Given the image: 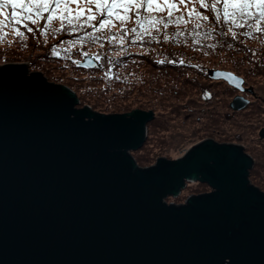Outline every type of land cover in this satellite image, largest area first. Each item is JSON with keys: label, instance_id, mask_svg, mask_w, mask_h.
<instances>
[{"label": "water", "instance_id": "95a60500", "mask_svg": "<svg viewBox=\"0 0 264 264\" xmlns=\"http://www.w3.org/2000/svg\"><path fill=\"white\" fill-rule=\"evenodd\" d=\"M207 74L241 92L233 110L255 95L232 70ZM80 103L42 71L0 65V264H264V192L243 145L206 138L143 167L132 151L155 112ZM191 180L212 190L167 201Z\"/></svg>", "mask_w": 264, "mask_h": 264}, {"label": "rangeland", "instance_id": "374dc122", "mask_svg": "<svg viewBox=\"0 0 264 264\" xmlns=\"http://www.w3.org/2000/svg\"><path fill=\"white\" fill-rule=\"evenodd\" d=\"M30 26L35 32L37 26ZM28 35L27 47L19 41L12 46L0 44V65L24 63L31 70L42 71L49 81L69 85L78 95L79 107L89 105L104 113L127 112L137 107L156 111L157 117L148 125V140L132 151L140 166H150L160 156L178 158L194 144L212 137L219 142L244 145L255 159L250 180L264 188V138L260 137L264 128V37L258 40L238 37L236 41L229 38L234 48L217 47L214 52L207 48L198 51L200 46L197 45L188 47L174 43L146 44L143 48L131 46L128 54L116 58L120 61L117 65L108 63L107 56L114 52L115 46L106 41L103 49L99 44L87 42L56 56L55 50L66 47L63 40L76 37L50 35L45 40L39 32ZM240 39L245 43H239ZM83 52L93 55L101 66L82 67L74 63L83 58ZM253 52L257 55L253 56ZM165 57L184 59L186 63L177 62L174 64L177 68L173 69L169 63L156 62ZM213 67L236 72L245 78L246 86L254 88L255 95L244 93L251 100L247 107L235 111L230 107V101L241 92L226 81L210 78L207 69ZM109 69L113 74L110 80L104 75ZM117 74L120 80L115 79ZM205 93H211V97ZM147 155L151 162L139 160ZM205 189L210 190V187L191 182L178 196H169L167 201H186L192 193Z\"/></svg>", "mask_w": 264, "mask_h": 264}, {"label": "snow or ice", "instance_id": "6c2138e0", "mask_svg": "<svg viewBox=\"0 0 264 264\" xmlns=\"http://www.w3.org/2000/svg\"><path fill=\"white\" fill-rule=\"evenodd\" d=\"M8 8L11 15L5 16ZM0 17V44L12 46L19 41L27 47L28 34L39 32L45 40L50 35L67 34L76 38L63 40L66 47L55 50L54 55L87 42L103 49L106 41L115 46L107 56L108 63L117 65L120 61L116 58L128 54L131 46L174 43L214 52L217 47L234 48L229 38L236 41L238 37H264V0H0ZM30 25L37 26L35 32ZM211 40L216 42L206 43ZM239 43L245 41L240 39ZM156 62L186 63L184 59L168 57ZM104 75L109 80L113 78L111 69ZM115 79L121 77L117 74ZM205 95L211 97V93Z\"/></svg>", "mask_w": 264, "mask_h": 264}, {"label": "flooded vegetation", "instance_id": "af4514ba", "mask_svg": "<svg viewBox=\"0 0 264 264\" xmlns=\"http://www.w3.org/2000/svg\"><path fill=\"white\" fill-rule=\"evenodd\" d=\"M218 81H220V80H218ZM221 81H224V80H221ZM234 98V97H233ZM231 102V101H230ZM229 105H230V103H229ZM136 109V108H135ZM141 109V108H140ZM145 110H147V109H145ZM149 110H152V109H149ZM235 111V110H234ZM128 112V111H127ZM228 116H231V115H227L226 117H228ZM155 117H156V114H155ZM154 117V118H155ZM154 118L152 119V120H154ZM229 118V117H228ZM151 120V121H152ZM150 121V122H151ZM149 122V123H150ZM149 123L147 124V138H148V128H149ZM147 138H146V140H147ZM208 138H212V137H208ZM206 139V138H205ZM214 139V138H213ZM204 140V139H203ZM202 141V140H201ZM146 142V141H145ZM144 142V143H145ZM219 142V141H218ZM230 143H233V142H230ZM238 144V143H237ZM144 145V144H143ZM242 145V144H241ZM244 146V145H243ZM245 147V146H244ZM245 151H246V148H245ZM247 152V151H246ZM248 153V152H247ZM251 155V154H250ZM252 156V155H251ZM253 157V156H252ZM253 159H254V157H253ZM157 160V159H156ZM156 162V161H155ZM254 164H255V159H254ZM254 166V165H253ZM253 168V167H252ZM251 171V170H250ZM250 176V175H249ZM250 178V177H249ZM195 181H197L198 183H202V184H204L205 186H208V187H210V190H207V189H205V190H201V191H199V192H194V194H200V193H207V192H210L211 190H212V187L208 184V183H205V182H201V181H199V180H191V181H187V184L188 183H191V182H195ZM187 184H186V186H187ZM254 184V183H253ZM254 185H256V184H254ZM261 191H263L264 192V188H261L260 186H258V185H256Z\"/></svg>", "mask_w": 264, "mask_h": 264}, {"label": "trees", "instance_id": "16d2710c", "mask_svg": "<svg viewBox=\"0 0 264 264\" xmlns=\"http://www.w3.org/2000/svg\"><path fill=\"white\" fill-rule=\"evenodd\" d=\"M5 16H10L11 15V8H8V9H5ZM0 19H2V17H0ZM170 68H177V66L176 65H174V64H171V65H168ZM214 68V67H213ZM216 68H219V67H216ZM221 68V67H220ZM221 81V80H220ZM250 103H251V101H250ZM249 103V104H250ZM137 108H141V107H137ZM134 108H131V109H127L128 111H131V110H133ZM141 109H146V108H141ZM149 109H152V108H148L147 110H149ZM154 112H155V114H156V111L154 110V109H152ZM116 112V111H115ZM114 113V112H113ZM156 117H157V115H156ZM155 117V118H156ZM154 118V119H155ZM153 121V120H152ZM152 121L149 123V125L152 123ZM264 138V137H263ZM216 140V139H215ZM218 141V140H217ZM247 151V150H246ZM252 155V154H251ZM253 156V155H252ZM136 159V158H135ZM137 160V159H136ZM139 160H141L142 162H145V163H148V162H151V158H150V156H141L140 158H139ZM139 164V163H138ZM253 169V168H252ZM252 169H251V171H250V175H251V173H252Z\"/></svg>", "mask_w": 264, "mask_h": 264}]
</instances>
